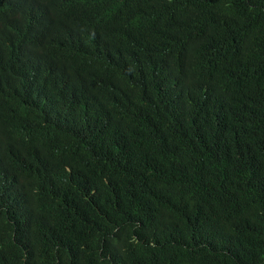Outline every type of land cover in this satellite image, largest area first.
Listing matches in <instances>:
<instances>
[{
    "label": "trees",
    "instance_id": "16d2710c",
    "mask_svg": "<svg viewBox=\"0 0 264 264\" xmlns=\"http://www.w3.org/2000/svg\"><path fill=\"white\" fill-rule=\"evenodd\" d=\"M0 264H264V0H0Z\"/></svg>",
    "mask_w": 264,
    "mask_h": 264
}]
</instances>
